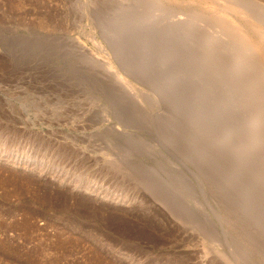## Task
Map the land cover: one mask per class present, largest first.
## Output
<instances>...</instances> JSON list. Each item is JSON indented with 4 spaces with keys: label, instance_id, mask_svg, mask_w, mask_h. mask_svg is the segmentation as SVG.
I'll return each mask as SVG.
<instances>
[{
    "label": "rangeland",
    "instance_id": "374dc122",
    "mask_svg": "<svg viewBox=\"0 0 264 264\" xmlns=\"http://www.w3.org/2000/svg\"><path fill=\"white\" fill-rule=\"evenodd\" d=\"M0 264H264V0H0Z\"/></svg>",
    "mask_w": 264,
    "mask_h": 264
}]
</instances>
